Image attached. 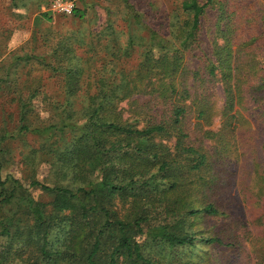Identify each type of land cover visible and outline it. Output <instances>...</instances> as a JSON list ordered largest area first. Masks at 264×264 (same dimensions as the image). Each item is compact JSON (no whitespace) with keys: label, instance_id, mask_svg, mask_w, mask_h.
I'll list each match as a JSON object with an SVG mask.
<instances>
[{"label":"trees","instance_id":"16d2710c","mask_svg":"<svg viewBox=\"0 0 264 264\" xmlns=\"http://www.w3.org/2000/svg\"><path fill=\"white\" fill-rule=\"evenodd\" d=\"M23 1L8 4L20 8ZM121 2L127 40L111 60L117 64L139 48L134 68L108 69L106 62L82 72L67 37H39L42 48L49 44L42 52L21 46L6 53L0 42V103L14 107H0V171L16 160L28 181L0 177V264H196L181 262L179 249L199 245L208 256L212 244L264 264V69L257 37L231 36L226 21L211 50L200 47L201 16L217 7L218 19L231 20L228 0H177L166 35L130 0ZM72 14L85 12L75 4ZM48 19L49 12L34 16L39 24ZM196 49L201 56L192 69ZM21 64L30 66L20 71ZM38 65L58 90L43 87ZM28 135L35 145L24 141L17 156L11 140ZM42 164L48 169L40 181ZM29 187L49 198L34 197ZM207 218L223 223L212 234L196 227Z\"/></svg>","mask_w":264,"mask_h":264},{"label":"rangeland","instance_id":"374dc122","mask_svg":"<svg viewBox=\"0 0 264 264\" xmlns=\"http://www.w3.org/2000/svg\"><path fill=\"white\" fill-rule=\"evenodd\" d=\"M39 0H24V7H11L9 6L10 0H0V42H5L6 53L11 50H17L23 46L26 49L36 47L37 51H46L49 49V44L42 48V42L38 41L39 37H67L71 45L75 47L77 54L79 67L82 68V72H85V68L88 70L99 71L103 64L110 62L108 69L111 66L116 65V69L120 68H134L138 61V52L141 49L130 52L126 55H121V58L114 64L111 60L114 55L112 52H116L113 49L115 47H123L127 40L128 25L127 20L123 18V4L121 0H73L74 4L78 5L85 12L82 18L71 14H60L52 10V1H42L40 4ZM136 8L140 11L143 19L147 24H150L153 28L157 29L162 35L168 34L166 30L168 27V16H171V12H176L178 6L177 0H130ZM231 5V10L235 12V15L231 17V20L218 19L219 10L217 7L209 8L201 18L200 31L198 37L201 40V46L207 51L211 50V42L213 37H221L220 29L224 27L225 22L229 21V34L231 36L238 37H257V51L261 60V67L264 69V0H228ZM39 4L38 9L35 5ZM238 4L240 6H238ZM241 10H240V8ZM239 13H238V11ZM49 12L51 19L42 21L43 23H35L34 16L39 12ZM112 22L113 29L118 31L119 37H105L103 32L110 33L112 30L107 29V24ZM4 32V33H3ZM46 32V34H45ZM91 32V33H90ZM3 33V34H2ZM42 35V36H41ZM84 37H80L83 36ZM73 37H80V40H74ZM3 39V40H1ZM118 54H122V49L118 50ZM193 56L190 57L189 67L194 69L196 64L200 61L199 57L201 52L199 49L193 50ZM28 65H19L20 71L26 70ZM35 72L42 74L41 84L46 90H54L57 88L59 83L55 82L52 78H48L49 71L44 69L42 66H35ZM214 95L215 98L221 99L222 91L218 86V83L214 84ZM212 88V87H211ZM37 102H40L38 98ZM41 103V102H40ZM3 107L4 111H13L14 107L5 104ZM14 115V112H12ZM2 115L4 116L3 112ZM5 115H9L5 113ZM11 119V116H10ZM15 122L13 116L12 124ZM264 135V134H263ZM262 135V136H263ZM12 149L18 156L23 152L24 141L29 144L35 145V138L32 135H28L25 140L13 139L11 140ZM208 144V142H207ZM15 163L8 168H2L0 171V177H5L8 173H11L16 178H19L25 185H28L26 175L21 170V164L14 161ZM47 165L42 164L38 168L37 178L43 181V177L47 173ZM29 191L36 198L43 200L48 199V195L42 193L36 187H29ZM200 220L197 221L199 223ZM220 219L207 218L202 221L201 224H197L196 227L201 225L205 230H208L211 234L213 230L222 225ZM215 227L213 228V226ZM241 239V238H240ZM229 240V236L224 239V243ZM241 245L246 249L247 244L241 239ZM180 254L178 257L181 262L187 260L193 261L196 264L201 263L205 257H209L211 264H254V260L251 258L245 259V254L234 253L232 248H229L225 244H212L208 247V256L204 254V247L197 246L192 249L191 252H186L184 249H179ZM225 253V254H224ZM220 254L223 258L217 263L215 259ZM223 260L225 262H223Z\"/></svg>","mask_w":264,"mask_h":264},{"label":"built area","instance_id":"2783aa9c","mask_svg":"<svg viewBox=\"0 0 264 264\" xmlns=\"http://www.w3.org/2000/svg\"><path fill=\"white\" fill-rule=\"evenodd\" d=\"M73 0H53L52 1V10L62 13V14H71L74 9Z\"/></svg>","mask_w":264,"mask_h":264}]
</instances>
